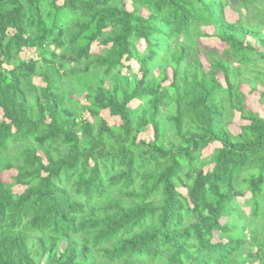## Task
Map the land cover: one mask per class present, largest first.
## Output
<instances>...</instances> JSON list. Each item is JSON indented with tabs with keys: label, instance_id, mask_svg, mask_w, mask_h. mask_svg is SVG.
Here are the masks:
<instances>
[{
	"label": "trees",
	"instance_id": "trees-1",
	"mask_svg": "<svg viewBox=\"0 0 264 264\" xmlns=\"http://www.w3.org/2000/svg\"><path fill=\"white\" fill-rule=\"evenodd\" d=\"M259 86L264 0H0V264H264Z\"/></svg>",
	"mask_w": 264,
	"mask_h": 264
},
{
	"label": "rangeland",
	"instance_id": "rangeland-1",
	"mask_svg": "<svg viewBox=\"0 0 264 264\" xmlns=\"http://www.w3.org/2000/svg\"><path fill=\"white\" fill-rule=\"evenodd\" d=\"M147 13L145 12V15ZM226 17H227V20L229 22H234L238 19L237 15L232 13L231 11H229L227 9V14H226ZM204 32L206 34H208L209 37H203L200 39V45L204 48H207V49H211V50H216V52L219 54V55H223L224 53V50L227 48V46L223 43H221L219 40H217L216 38L212 37V34L214 33L213 29L212 28H207V29H204ZM143 47V45H142ZM33 55V50H25L22 55H21V58L23 59H29L31 58V56ZM201 58V61L204 65V68L205 69H208L209 65H208V62L205 58V56L202 54L200 56ZM132 64V63H130ZM129 65V63L127 64ZM137 65L135 64V62H133V68L134 70L136 71V67ZM37 84L39 83V81L37 80L36 81ZM242 89L245 93H248L250 88L248 85H243L242 86ZM259 91L261 92L262 90H264V87L262 86H259L258 87ZM81 100V98H80ZM247 104L248 106L255 112H258L261 117L264 118V106H262L260 104V97H259V92H255L254 94L250 95L247 99ZM133 106H136V103L133 104ZM102 117L104 120H106L108 122V124L110 126H119L120 125V120L118 118H115V117H111L109 115L108 112H103L102 113ZM247 123L246 122H243L241 119H240V114L239 113H236L235 114V117L233 119V122L230 124V130L232 131L233 134H237L240 132V129L242 126L246 125ZM147 134H150L149 137ZM152 131L151 129H149V131L146 133L147 135V138L148 139H151L152 138ZM215 146L212 145L211 148L207 149L204 153H203V156L204 157H207L209 156L210 152L212 151V149L214 148ZM12 173L10 172H6L5 174L2 175L3 177V180H8L10 181V177H11ZM17 191V190H16ZM182 192H184L183 190H181ZM248 210V209H247Z\"/></svg>",
	"mask_w": 264,
	"mask_h": 264
}]
</instances>
